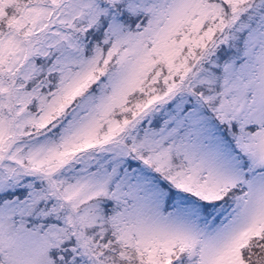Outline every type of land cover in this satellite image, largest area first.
<instances>
[{
  "label": "snow or ice",
  "instance_id": "obj_1",
  "mask_svg": "<svg viewBox=\"0 0 264 264\" xmlns=\"http://www.w3.org/2000/svg\"><path fill=\"white\" fill-rule=\"evenodd\" d=\"M0 264H264V0H0Z\"/></svg>",
  "mask_w": 264,
  "mask_h": 264
}]
</instances>
